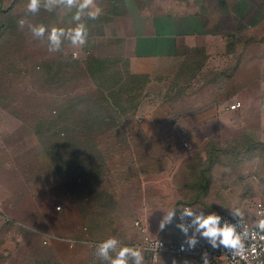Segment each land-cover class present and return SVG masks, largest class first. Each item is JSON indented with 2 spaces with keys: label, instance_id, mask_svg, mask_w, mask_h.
Here are the masks:
<instances>
[{
  "label": "rangeland",
  "instance_id": "rangeland-1",
  "mask_svg": "<svg viewBox=\"0 0 264 264\" xmlns=\"http://www.w3.org/2000/svg\"><path fill=\"white\" fill-rule=\"evenodd\" d=\"M151 1L136 4L161 12V1ZM95 2L103 14L85 17L88 43L74 58L70 44L49 52L17 21L68 27L75 6L33 14L26 0H0V213L7 208L14 220L32 224L0 220V264H96L89 238L137 242L148 225L159 232L166 212L181 203L227 214L242 207L250 219L264 204V0L222 1L209 35H186L193 66L183 56L167 74L146 77L132 74L119 55L125 18L109 12V0ZM91 59L106 60L107 70L96 67L91 77ZM104 85L116 92L109 103ZM238 102L227 131L181 112L204 104L223 112ZM105 114L114 123L103 132L94 122ZM48 122L59 123V136L41 135ZM24 187L32 199L18 194ZM164 230L176 234L173 224Z\"/></svg>",
  "mask_w": 264,
  "mask_h": 264
},
{
  "label": "clouds",
  "instance_id": "clouds-1",
  "mask_svg": "<svg viewBox=\"0 0 264 264\" xmlns=\"http://www.w3.org/2000/svg\"><path fill=\"white\" fill-rule=\"evenodd\" d=\"M59 6L68 10L76 7L73 25L34 24L27 16L21 17L17 23L21 29L27 25L33 38L46 42L49 52H59L65 43L70 44L77 49L73 52L76 58L89 39L85 17L96 20L104 10L95 0H26L27 12L33 14L38 13L41 7L51 12ZM177 209H180L177 227L185 235L188 249H194L203 239L212 249L222 250L221 256L227 264H241L242 261L244 264H264L260 259L264 255V207L251 219L242 207L227 208V217L207 209L174 207L163 216L159 225L161 229L173 221ZM249 219L250 222H246ZM94 247L103 264H145L143 247L123 244L116 236H110ZM181 250H185L183 246ZM202 261L203 264H211L207 250L202 253Z\"/></svg>",
  "mask_w": 264,
  "mask_h": 264
},
{
  "label": "crops",
  "instance_id": "crops-1",
  "mask_svg": "<svg viewBox=\"0 0 264 264\" xmlns=\"http://www.w3.org/2000/svg\"><path fill=\"white\" fill-rule=\"evenodd\" d=\"M122 1L127 4H125L123 7L122 15L119 16V18H125L124 20L126 23H128V27L119 28V40L121 43L120 47L118 48V52L122 57L121 60L127 64L128 69L130 72H132V74L134 73L136 75H142L145 77L155 73V71L158 70H163V74H167L166 72L171 70L173 67L171 65H173L175 60L183 56L190 59L189 61L192 67L194 63L193 60H195V58L190 57L191 54L188 56V52L190 51L188 48H192V45H190L191 42L186 41V35L190 37V35L195 32H201L205 33V35H209L210 32H208V28L210 26V19L214 16L212 12L217 11L218 13V10L224 8L222 5V1L224 0H215L214 5L210 6L205 4V2L208 0H201L204 2L201 3L200 1L199 7H193L192 9H189L186 5V3L190 2V0H154L155 2L161 1V5H158L162 9L160 12L159 9L154 7V4H151V6L148 4L145 7H141L140 5L136 4L137 0ZM150 3H152L151 0ZM201 23H203L204 26H202ZM199 26L203 27L201 31H199ZM207 37L208 36H205L204 42H208L209 39H207ZM184 40L187 42L184 43V48L186 50L184 53H179L181 49H178L177 45L180 42H184ZM202 50H204V48H202ZM182 64L179 65L180 68ZM209 105L204 104L195 107L190 106L189 108H184L181 112L182 115H202V117L200 116L197 118V122L201 124L212 123V125H218L219 129L221 128L227 131L229 129L227 126L228 120L231 118V115L234 114V111H226V109L229 107L228 106L223 112H221ZM190 117L191 116H188L189 121L186 123V125L183 126L181 123L183 128H189L188 123H190L192 119ZM182 120L183 117L180 119V121L182 122ZM142 121L143 119L141 116H139L138 122L141 124ZM172 123H174L173 120ZM20 193H23L22 196L25 198V196L31 194L32 192H30V187H24L23 189L18 190V194ZM29 198L32 199L33 197L29 195ZM53 209H50L52 213ZM3 210V213H0V220L3 221L2 225L4 223H11V225H15L17 227L21 226L24 228H29L32 225L31 223H20L19 221L14 220L11 216L12 213L7 212V208H3ZM145 224H147V220ZM171 224H173V226L176 228V234L172 237H170V234L164 230L165 227L163 229L160 228V231L158 232L157 230H152L148 225L144 231L146 235L154 238L158 237L165 240H177L180 236V229L177 227L178 223H176L175 219L173 218V221L166 226H170ZM141 236L138 234L139 239ZM172 258L175 257L161 256L157 263L173 264L175 261H173ZM146 262L147 261H145V263ZM180 264L198 263L187 260V262Z\"/></svg>",
  "mask_w": 264,
  "mask_h": 264
},
{
  "label": "built area",
  "instance_id": "built-area-1",
  "mask_svg": "<svg viewBox=\"0 0 264 264\" xmlns=\"http://www.w3.org/2000/svg\"><path fill=\"white\" fill-rule=\"evenodd\" d=\"M240 107L239 103H236L234 105H231L227 108V110L234 111ZM186 147H188V144H185ZM177 207L183 208V207H194L192 204L188 203H181ZM261 207H264L263 203H258L255 208V217L256 213L261 209ZM57 210H60V207L58 206L56 208ZM179 211L180 209H177V216L174 217L176 223H179ZM224 216H228L226 213H220ZM191 219V218H187ZM250 222V220L246 221ZM136 226H139V223H136ZM144 230L141 229L142 237L137 242H123V244L129 245V246H141L145 249L144 251V260L150 261L152 263H157L159 258L161 256H170L175 257L177 259H187L194 261L198 264H203L202 261V253L207 250L208 252V258L211 261V264H227V261L221 256L223 254L222 250H216L212 249L209 245H207L206 241L201 239L200 242L196 245L194 249H188L186 237L185 235L180 231V236L177 240H165L162 238H151L144 234ZM101 242L100 240H93L91 238L88 239L87 245L90 249L93 250L94 258L96 261V264H103V262L100 260L99 257L95 254V247L94 245ZM46 242H44L45 244ZM182 246L185 250H181ZM262 261H264V255L260 257ZM241 264H244L242 261Z\"/></svg>",
  "mask_w": 264,
  "mask_h": 264
},
{
  "label": "trees",
  "instance_id": "trees-1",
  "mask_svg": "<svg viewBox=\"0 0 264 264\" xmlns=\"http://www.w3.org/2000/svg\"><path fill=\"white\" fill-rule=\"evenodd\" d=\"M125 4H127V3L123 2L122 0H109V12L113 16L122 15L123 7L125 6ZM110 9H111V11H110ZM108 66H109L108 62H106V60H104V59H91L88 62V69L90 70V71L88 70L89 75L91 77L94 75L96 67L99 69V72H104L103 67L106 68V70H107ZM104 86H106V88H104L105 91H107V92L109 91V95L104 98V101L106 103H109L107 98H113L116 92H114L113 89L108 88L107 85H104ZM129 91H134V90H129ZM134 97L136 100L139 98L138 88H136V90L134 92ZM130 98L131 97H129V100L127 99L128 102H131ZM136 100H134L135 104H136ZM109 118L110 117L107 114H105V117L100 118V116H98V119H95V122H94L95 125H98V127H102L104 125L106 127V129L99 128V131L104 132L107 130H111L113 128L112 124L114 122H112V119H109ZM111 118H112V115H111ZM58 124H59L58 122H55V123L48 122L47 125H45L44 130L41 131V135L42 136L43 135L49 136L51 138H52V136H56L57 135L56 128H57ZM35 132H36V129H35ZM37 132H38V130H37ZM39 134H40V131H39ZM62 134H64V133H62ZM57 136H59V135H57ZM50 163H51V161H50ZM94 168H96V167H94ZM94 168H93V170H95V172H96V169H94ZM103 169H104V165H103ZM91 172H92V170H91ZM57 173H58V171H57ZM188 204H190V203H188Z\"/></svg>",
  "mask_w": 264,
  "mask_h": 264
}]
</instances>
